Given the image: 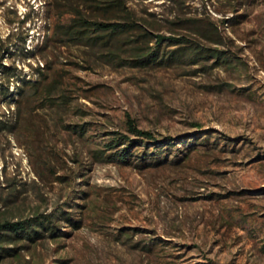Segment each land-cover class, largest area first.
I'll list each match as a JSON object with an SVG mask.
<instances>
[{
  "label": "rangeland",
  "instance_id": "374dc122",
  "mask_svg": "<svg viewBox=\"0 0 264 264\" xmlns=\"http://www.w3.org/2000/svg\"><path fill=\"white\" fill-rule=\"evenodd\" d=\"M126 1L153 32L228 60L133 66L132 43L109 59L55 37L63 0H0V36L12 45L0 61L17 73L10 91L43 66L67 82L66 107L31 114L29 129H0V219L66 211L56 234L4 243L17 251L0 264H264V0ZM207 23L218 43L200 37L196 25ZM177 47L165 41L160 56ZM13 105L0 97L1 120H14ZM129 119L197 136L157 166L110 160Z\"/></svg>",
  "mask_w": 264,
  "mask_h": 264
},
{
  "label": "trees",
  "instance_id": "16d2710c",
  "mask_svg": "<svg viewBox=\"0 0 264 264\" xmlns=\"http://www.w3.org/2000/svg\"><path fill=\"white\" fill-rule=\"evenodd\" d=\"M63 1L66 11L61 14V18L59 17L53 27L54 36L62 42L93 49L101 48L109 59L120 57V54L124 52V46L132 43L134 45L130 50H132L131 64L133 66L180 60L185 55H191L197 59L214 57L216 64L228 60L223 51L216 47L192 43L183 36L176 37L153 32L150 27H156L155 24L145 18L137 17L135 11L127 5L126 0ZM65 13H67V20L63 18ZM174 24L177 23L174 21ZM196 27L201 38L213 43L219 42L220 34L217 26L207 23L197 24ZM10 37V34L5 38L0 36V60L5 52H11ZM25 41L26 39L23 43ZM165 41L178 45L170 52L167 59L160 56ZM15 74L17 75L11 66L0 61V97L12 100L16 110L12 122L0 119V129L9 131L20 127L29 129L32 123L31 114L40 112L39 110L44 108L58 110L67 106V82L64 75L52 76L45 71L44 66L39 67L37 77L21 79L16 91L11 92V78ZM54 121L55 124L58 123V119L54 118ZM86 131L85 126L82 125L80 132ZM116 134L108 148L120 145L123 147L108 155L111 157L110 160L129 164L132 162L131 159H135L139 163H134L141 166H157L170 161L169 156L177 144H182L183 139H186L188 143L192 139L193 142L197 136V133L186 136L156 134L151 130L140 128L131 119L127 121L126 133ZM177 150L178 147L174 151ZM180 156L177 153L176 160H179ZM57 211L58 213H37L22 220L0 219V259L8 255H16L17 247H8L4 243L19 240L35 241L46 234H56L55 219L61 218L66 213L64 209ZM65 218L75 225L80 223V220L69 216Z\"/></svg>",
  "mask_w": 264,
  "mask_h": 264
}]
</instances>
